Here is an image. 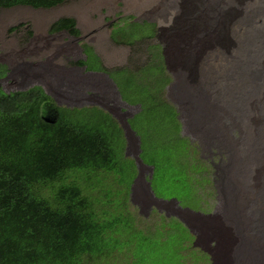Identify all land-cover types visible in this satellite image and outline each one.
Segmentation results:
<instances>
[{"label": "trees", "instance_id": "trees-1", "mask_svg": "<svg viewBox=\"0 0 264 264\" xmlns=\"http://www.w3.org/2000/svg\"><path fill=\"white\" fill-rule=\"evenodd\" d=\"M66 1L0 0V11L48 9ZM133 24L139 25H128ZM75 26L72 19H59L49 32L77 37ZM138 37L119 38L129 43ZM148 48L150 59L139 67L107 70L123 72L111 81L124 104L138 107L127 123L139 138L140 162L152 169L145 181L155 199L206 212L199 189L208 182L201 172H208L209 162L200 160L197 147L181 135L176 108L163 93L170 78L163 73L160 47ZM82 49L87 59L77 65L105 71L90 47ZM157 76L162 80L149 97L132 89ZM130 89L139 94L131 101ZM88 107L91 114L82 115ZM126 143L120 123L98 107H59L40 86L0 91V264H209L175 218L158 216L150 229L138 227L128 206L137 165L126 158ZM127 167L133 175L123 182Z\"/></svg>", "mask_w": 264, "mask_h": 264}, {"label": "rangeland", "instance_id": "rangeland-1", "mask_svg": "<svg viewBox=\"0 0 264 264\" xmlns=\"http://www.w3.org/2000/svg\"><path fill=\"white\" fill-rule=\"evenodd\" d=\"M242 1V5L240 3L231 4L226 2L225 12L221 13L213 21L215 34H210L207 26L208 31L204 30L201 38H199V41L203 42L202 46L206 49H203L200 52L201 54L198 53L199 56L197 54L195 56L194 54L186 56L190 63L188 76H190L191 81H196L195 87H201L202 91L206 93L208 100H206V103L208 106L211 105V111L216 113L219 109L218 114L223 115V125L230 132L228 139L234 143L237 142V150H240L241 137L245 133L244 127L236 124L240 115L239 108H236V105L245 102L243 106L246 109L244 107L241 108V117L238 119L240 121L243 115H247L248 118V115L251 114L249 107L251 108L252 103H255V108L252 109L255 112V116L252 114L254 118H251L252 121L256 120L254 121L255 133H257L258 128H261L260 123H263L260 120L257 124L258 117L262 115L264 118V96L262 100L257 101L259 97L255 94L258 89H255L256 92H252L253 94L255 93L254 96L250 94L252 96H249L250 99H244L243 95L246 94L247 96V91L250 89L245 83L246 80L241 79L240 75L246 72V67L249 64L246 61L245 51L242 49V46H244L242 42L247 38L246 34L258 33L257 28L259 25L256 22L261 25L264 20V0ZM195 3L196 0H68L48 9H35L27 6L2 9L0 11V72H2L3 67L5 75L0 78V91L10 93L23 88L28 89L32 85H41L45 93L49 94L59 107L75 105L76 103H96L103 108L105 107L120 121L124 119V116H127L125 119L128 120L136 113L138 107L124 104L112 83V81L115 82L116 77L119 76L121 78L123 72L119 70L107 72V70L122 67L129 69L139 67L150 59L148 51L150 52L151 49L148 46L158 45L164 64L163 73L170 78L169 83L167 82L164 86L163 93L167 100L176 108L177 119L181 123L182 128L181 135L190 138L198 149V158L209 162L210 165L207 173L201 172L207 176L208 182L204 183L199 189V192L203 193L202 199L207 203L209 210L206 212L205 210L189 211L179 207L176 202L163 203V201L156 200L148 189L147 182H145L146 175L149 172L151 173V169L146 167L137 169L134 180L130 185L131 191L129 188L131 198L128 194V206H130L132 213L138 217L136 224L142 229H150L157 222L158 216L173 217L180 221L181 224L182 221L180 219L184 220L193 233L189 232L193 236L192 247L198 248L206 254L209 264H230V260L235 259L234 255L236 254L237 246L242 243L238 234L239 219L241 221L244 220L243 223L249 221L253 227L257 221L264 217V211L263 215L257 214L259 213L257 199L264 194V184L261 185L258 191H250L256 195L257 199L255 198L253 201L248 202L246 208L240 209L237 203L239 202L238 198L242 192V187L233 180V184L239 193L237 192L233 199L238 225L235 226L234 224L232 226L230 218L228 220L224 213L228 199L227 196L224 198L223 182L225 174H232V169L230 170L229 168L233 167L235 162H233L234 156L230 153L234 151L235 147L228 141H224L221 148L220 145L218 147L214 144L212 145V143H205L198 135L191 132L186 127L183 117L186 106L183 109L185 104L181 105L179 103V99H176L175 92L172 90L173 85L176 83V74L171 67L172 61L170 60V55H168V49L176 47L179 51V57H184L186 50L182 48L180 42V40H184L180 28L187 21V14L184 9L186 8L188 11L191 5ZM66 18L75 21V28L79 31V35L77 37L69 36L65 31L50 34L49 29L53 23L59 19ZM189 19L191 20L190 17ZM201 19L203 24H205L204 17ZM145 22L146 24H144ZM129 23L139 25H128ZM220 24L227 26V33L222 38L224 42L228 43L229 48L227 47L228 49L226 50H222L215 44V41L218 40L216 33ZM232 29L235 31L233 34ZM114 30H117L115 33L119 37H139L127 43L115 35L113 33ZM147 33H151V36H147ZM223 33L224 28H222L221 34ZM239 35L240 39L236 40ZM112 38H115L116 41H113ZM210 39L214 42V46ZM83 45L92 49L90 50L91 55H94L99 60L105 71L96 72V74L93 71L89 73L84 70L85 68H82L83 66L77 65L78 61H83L85 57L87 59V55L82 49ZM153 51H157V49ZM96 58L94 61H96ZM84 61L86 62V60ZM235 72L238 74L235 75ZM229 74H232V78L233 74L235 77L231 79ZM139 79L143 80L141 77ZM160 80L162 78L157 76L148 84L141 85L142 87L136 84L132 89L139 90V94L142 97H149L151 91L155 92L158 88ZM86 89H90L91 93L96 95V99L90 95H82L86 92ZM225 90L226 93H224ZM128 93L130 101L133 100L134 96H139L138 93L131 89ZM223 96L227 98L226 100L229 97H236V104L232 107L226 106ZM154 103L153 99L152 105ZM249 103L250 105H248ZM153 106L152 109L154 110L159 107L156 104ZM213 106L215 107L214 109ZM81 114L90 115V107L85 108ZM241 121H244V119ZM235 124L237 125L236 129L233 127ZM144 127H147V125L144 124ZM150 131L147 129L148 133ZM221 133L226 137L223 131ZM249 133V135L254 133L253 127ZM126 140L124 154H126V158L133 159L139 151V138L130 130L127 132ZM242 150L239 158L243 157ZM240 162L241 160L238 161L239 164ZM201 166L199 165L194 171H201ZM261 171V169L252 171L247 167L240 170L238 172L239 177L243 175L242 178L245 179V182L240 180L243 187L248 185V183L253 189L254 185L257 184L258 186ZM132 175V170L127 167L123 172V182H127ZM251 177L253 182L250 181V179L252 180ZM231 190L234 191L233 188ZM192 198L193 200L197 199L195 191ZM262 199L264 200V196ZM235 216L233 215L232 217ZM232 241L237 242L236 249L234 251L231 248L227 254L226 245H231ZM250 248L253 247L245 241L244 249L248 252Z\"/></svg>", "mask_w": 264, "mask_h": 264}, {"label": "bare ground", "instance_id": "bare-ground-1", "mask_svg": "<svg viewBox=\"0 0 264 264\" xmlns=\"http://www.w3.org/2000/svg\"><path fill=\"white\" fill-rule=\"evenodd\" d=\"M226 2H229L231 4L240 3L242 5L243 1L242 0H207V1L206 0H196V3L191 5V7L189 8L188 11L185 8L184 10L186 11V14H187V21L180 28V30L182 31V34H183L182 36L184 37V40H180V42L182 44V48H184L186 50V53H185L184 57L180 58L178 49L176 47H174L173 49H171V48L168 49L169 50L168 55H170V60L172 61L171 67L176 74V83L173 85L172 90H173V92H175L176 99H179V103L181 105L185 104V105H183V109H184V106H186V108L184 109V112H183V114H184L183 117L185 119L186 127L191 132L198 135L202 140H204L205 143H210V144L212 143V145L214 144L218 147L220 145V148H221L222 143L224 141H228L229 143H231L235 147L234 151H232L230 153V154H232V156H234L233 162H235L233 167L229 168L230 170L232 169V174H225V177H224L225 180L223 182V185H224V198H225V196H227V199H228V204H226V206H225V212L224 213L226 214L228 220L230 218V224L232 226L235 224V226H236V225H238V222H237L238 217L235 216L233 199H234L236 193L237 192L239 193V191L234 186L233 180L236 184H238L240 187H242L241 188L242 192L239 194V198H238L239 202L237 203V206L239 205L238 207L240 209L246 208L247 203L250 201H253L256 198V195L250 191H253V190L258 191L259 188L261 187V185L264 184V153H263L264 152L263 151V148H264V120L263 119L264 118L262 117V115H260L258 117L257 124L260 122V120L263 123H260L261 128L260 129L258 128L257 133H255L254 121H256V120L253 119L254 121H252V119H251V118H254V116H255V112L252 111V109L255 108V103H252L251 108L249 107V109H251V114L248 115V118H247V115H243L242 119H244V121H241L242 119L239 121L238 119L241 117V111H242L241 108L242 107L245 108V106H243V104H245V102L243 101L244 103H239L236 105V108H239L238 111L240 114L239 117L237 118L236 124H238L240 127H244L243 130L245 133L244 136L241 137L240 150H237V145H236L237 142L234 143L228 139V136H230V132H229L228 128H225L223 125V117H222L223 115L221 116L220 113L218 114L219 109L217 110L216 113L214 111H211V107H210L211 105L208 106L206 103V100H207L206 93H204L202 91L201 87H199V88L195 87L196 81L195 80L191 81L190 76H188L190 63L188 62V58H187L188 56H192V54H194V56H195V54L198 55V53H200L203 49H206L202 46L203 42L201 43V40L199 41V38H201L202 32L204 30L208 31L207 26L209 27L210 34H212V35L215 34V31H213V21H215L216 17H219L221 15V13L225 12L224 7L227 6ZM189 17L191 18V20L189 19ZM202 17H204V19H205V24H203V20L201 19ZM180 21L182 22V20H180ZM256 24L259 25V27L257 28L258 33L252 32L250 34H246L247 38H245V40H243V42H242L244 44V46L241 45L242 49H244V51H245L244 54H245L246 59H247L246 61H248L249 64L246 67L247 68L246 72L244 74L241 73L240 75H241V79L246 80L245 83L250 89L247 91V96L245 94V95H243V98L244 99H250V97H252V96H250V94H253L252 92H254L255 89H258L257 93L256 94L254 93V94L258 95L259 98L257 97L258 98L257 101H259V100H262L263 99L262 97L264 96V20L262 21L261 25L258 24V22H256ZM251 26H252V24H251ZM218 28L219 29L217 30V33H216V37L218 40L215 41V44L218 45L220 48H222V50H224V49L226 50L229 48L228 43L224 42V40L222 38L225 37V34L227 33V26L220 24ZM222 28H224L223 34H221ZM234 32L235 31L232 29V34ZM239 39H240V35L236 37V40H239ZM212 43L214 46L215 44L213 41H212ZM231 51H232V49H231ZM229 55H231V53H229ZM198 56H196V57H198ZM178 58L181 60H179ZM84 60H86V57L83 58V61ZM229 65H228V67H229ZM82 68H85V67L83 66ZM87 72L90 73L92 71H87ZM239 72H241V71H239ZM95 74H96V71H95ZM237 74L238 73L235 72V75H237ZM235 75L233 74V78L235 77ZM229 76L231 77V79H233L232 74H229ZM237 77H239V76H237ZM223 83H225V82H223ZM82 85H83V83H82ZM228 85H229V83H228ZM32 86H40L41 87V85H32ZM24 90H26V89L25 88L19 89L18 91H24ZM230 90H231V88H230ZM259 90H261V91H259ZM91 92L92 91L90 89H86V92L83 93L82 95H88V96L90 95L94 99H96V95L91 93ZM177 93H179V94H177ZM224 93H226V90ZM254 94H253V96H254ZM47 95L50 96L49 94H47ZM101 95H103V93H101ZM101 95H100V97H101ZM234 96H236V95H234ZM223 99L225 100L226 106L232 107L236 104V97H229V99L226 100L227 98H225L223 96ZM250 103L248 105H250ZM86 106H95V107H98V108L108 112L109 114H111L110 111L107 110L105 107L103 108L100 106V104H96V103H91V104H88V103L87 104H84V103H78L77 104L76 103L75 105H65L64 107L82 108V107H86ZM246 107H248V106H246ZM214 108L215 107L213 106V109ZM235 111H237V110H235ZM259 111H261V110L259 109ZM263 112H264V110H263ZM246 113H247V111H246ZM252 114H254L253 117H252ZM250 115H251V117H250ZM125 117H127V116H124V119L122 121H120L116 117H114V118L120 123L121 127L123 128V130L125 132V136H127V132L130 131L131 129H130V127L127 123V119H125ZM246 118H247V120H245ZM248 121H249V123H248ZM236 124L233 126L235 129L237 128ZM252 127L254 130V133L249 135L250 129ZM221 131H223L226 134V137L221 133ZM242 148H243V150H242ZM241 150L243 152V155H242L243 157L239 158ZM138 155H140L139 151H138V154H136L133 157V159L135 160V163L137 165V169H139V167H145L140 162ZM239 160H241L240 164L238 163ZM261 161H262V163H261ZM245 167L250 168L252 171L253 170L255 171L256 169L262 170L261 174H260V178H259V184H258V186H257V184L254 185V189L251 188L250 183H248V185L243 187L242 183L240 182V180H243L245 182V179L242 178L243 175H242V177H239L240 175L238 174V172H240V170H242V169H245ZM250 181L253 182V178H252V180L250 179ZM255 182L258 183L257 181H255ZM248 186H249V188H248ZM147 187L150 190L148 182H147ZM232 188L234 189V191L231 190ZM263 196H264V194L261 195V197H259V199L256 198L257 203L259 205V213H257L258 215H263L262 214L264 211V200L262 199ZM164 202L165 203L166 202L171 203V202H175V201L174 200L173 201H163V203ZM133 205L136 206L134 203H133ZM233 215L235 217H232ZM180 220L182 221L183 226H185V228H187V230H189V232L192 233L190 226L184 220H182V219H180ZM243 222H244V220L241 221L239 219L238 234H239L240 239L242 240V243L239 246H237L238 247L237 249H236V243L237 242H235V241H232L231 245H226L227 249H228L227 254L231 248L234 251L236 249V254L234 255L235 259L234 260L231 259L230 264H264V217L260 221H257V223L254 222L256 224H254L253 227L249 221H247V222L245 221V223H243ZM233 233H235V232L233 231ZM246 235H247V237H246ZM245 241H247L248 244H250L253 247V248H250L248 250V252L245 250L246 248L244 249V242ZM204 252L206 253V251H204ZM226 260H227V258H226Z\"/></svg>", "mask_w": 264, "mask_h": 264}, {"label": "clouds", "instance_id": "clouds-1", "mask_svg": "<svg viewBox=\"0 0 264 264\" xmlns=\"http://www.w3.org/2000/svg\"><path fill=\"white\" fill-rule=\"evenodd\" d=\"M153 196V195H152ZM157 200V199H156ZM159 201H161V200H159ZM182 209H185V208H182ZM185 210H187V209H185ZM190 211V210H189ZM169 218V217H168ZM177 220V219H176ZM178 221V220H177ZM198 249V248H197ZM201 251V250H200ZM202 252V251H201Z\"/></svg>", "mask_w": 264, "mask_h": 264}]
</instances>
